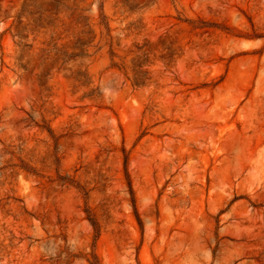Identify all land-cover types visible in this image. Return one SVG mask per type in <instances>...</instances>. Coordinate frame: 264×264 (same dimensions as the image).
Wrapping results in <instances>:
<instances>
[{
	"label": "rangeland",
	"instance_id": "1",
	"mask_svg": "<svg viewBox=\"0 0 264 264\" xmlns=\"http://www.w3.org/2000/svg\"><path fill=\"white\" fill-rule=\"evenodd\" d=\"M91 254L264 264V0H0V264Z\"/></svg>",
	"mask_w": 264,
	"mask_h": 264
},
{
	"label": "trees",
	"instance_id": "2",
	"mask_svg": "<svg viewBox=\"0 0 264 264\" xmlns=\"http://www.w3.org/2000/svg\"><path fill=\"white\" fill-rule=\"evenodd\" d=\"M104 24H105L106 27H108L107 23L104 22ZM197 27H203V25H199ZM124 159H125V165H127V159H128V157H127L126 154L124 155ZM125 174H126L127 183H128V186H129V191H130V193H131V195L133 197V189H132V185H131L129 173H128L126 167H125ZM78 187L80 189H82V190H85L81 185H78ZM88 216H89L88 218H89L90 222L92 223V225L94 226V228L95 229H98V223H97L96 219L91 214H89ZM88 260H89L90 264H99L98 261H97V257H96L95 254H91L90 257H88Z\"/></svg>",
	"mask_w": 264,
	"mask_h": 264
}]
</instances>
